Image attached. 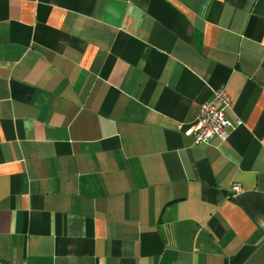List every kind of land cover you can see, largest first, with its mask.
<instances>
[{
    "label": "crops",
    "instance_id": "obj_1",
    "mask_svg": "<svg viewBox=\"0 0 264 264\" xmlns=\"http://www.w3.org/2000/svg\"><path fill=\"white\" fill-rule=\"evenodd\" d=\"M219 87L236 126L194 143ZM23 263L264 264V0H0V264Z\"/></svg>",
    "mask_w": 264,
    "mask_h": 264
},
{
    "label": "built area",
    "instance_id": "obj_2",
    "mask_svg": "<svg viewBox=\"0 0 264 264\" xmlns=\"http://www.w3.org/2000/svg\"><path fill=\"white\" fill-rule=\"evenodd\" d=\"M231 106L232 98L227 90L224 87L214 89L211 98L199 106L198 115L187 130V133L193 135L194 143H206L214 136L226 140L236 126L235 121L227 116ZM229 190L237 193L242 190V187L234 182Z\"/></svg>",
    "mask_w": 264,
    "mask_h": 264
}]
</instances>
